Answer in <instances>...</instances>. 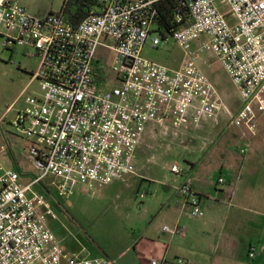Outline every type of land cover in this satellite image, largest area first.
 <instances>
[{"label": "built area", "instance_id": "built-area-1", "mask_svg": "<svg viewBox=\"0 0 264 264\" xmlns=\"http://www.w3.org/2000/svg\"><path fill=\"white\" fill-rule=\"evenodd\" d=\"M88 1L91 12L75 26L65 18V3L40 17L18 0H0L5 45L23 47L38 60L32 80L40 84L39 95L25 98L15 121L37 175L27 184L15 170L0 176V264H109L85 250L66 252L52 228L59 215L38 187H55L67 197L80 185L94 195L137 175L138 145L149 126L167 132L218 125L228 109L201 69L199 52L213 53L238 90L243 105L237 119L256 118L254 102L264 86V0H174L178 26L171 27L160 24L158 6L165 0ZM152 34L160 36L151 39L154 48L174 38L184 49L180 67L143 55ZM202 37L207 40L194 48ZM170 172L182 179L178 192L191 215L203 217L189 169L173 164ZM163 230L185 236L179 225ZM256 255L251 248L249 256ZM149 264L167 261L151 258Z\"/></svg>", "mask_w": 264, "mask_h": 264}, {"label": "rangeland", "instance_id": "rangeland-1", "mask_svg": "<svg viewBox=\"0 0 264 264\" xmlns=\"http://www.w3.org/2000/svg\"><path fill=\"white\" fill-rule=\"evenodd\" d=\"M18 1L32 15L40 17L59 12L65 3V0ZM223 10L227 12L229 8L225 5ZM157 37L160 36L152 34L149 37L143 55L170 68L180 67L185 60L184 49L174 38L154 48L151 39ZM206 40L202 37L192 42V46L199 49ZM23 51V47L5 45V38L0 34V176L7 170H15L22 176V183L27 184L37 172L27 159V141L16 128L15 121L25 106V98L39 95L40 84L32 80L38 60L26 56ZM199 53L200 63L206 67L204 72L219 90L221 101L228 109L220 114L219 124L213 125L210 133L204 132L205 124L200 128L167 132L162 126L151 125L138 145L136 176L108 185L94 195H85L81 186L76 185L71 195L60 197L53 187L62 207L57 212L59 220L52 228L66 248L86 247L97 255L104 251L112 259L109 264H140L134 250L136 242L158 228L163 232L166 224L173 225L172 218L166 219L165 214L176 200V190L164 189L166 184H176L170 172L173 164L189 168L188 161L195 162L215 183L221 174H228L221 171L225 160L220 151L224 147L238 156L247 145L251 153H264V86L254 102L255 120L240 122L237 118L243 101L231 78L213 53ZM9 107L12 109L7 113ZM208 149L212 150L207 153ZM241 156L239 158L243 159ZM263 159L259 167L264 177ZM47 182L52 186L50 180ZM142 193L146 194L144 199L140 198ZM187 210L191 212L188 206ZM248 254V247L243 246L238 256L246 260Z\"/></svg>", "mask_w": 264, "mask_h": 264}, {"label": "crops", "instance_id": "crops-1", "mask_svg": "<svg viewBox=\"0 0 264 264\" xmlns=\"http://www.w3.org/2000/svg\"><path fill=\"white\" fill-rule=\"evenodd\" d=\"M200 66L203 71L206 69L205 64L200 63ZM204 126L205 133L212 131L211 123ZM224 150L220 151L225 160L221 171L228 174H221L215 183L208 179L204 168L188 161L187 169L194 178V189L205 212L203 217H194L187 210L178 192L182 179L174 177L175 187L164 185L176 190V200L168 207L165 218H172V226L183 227L185 236L167 234L160 228L152 235L142 236L134 247L140 264H149L151 258L166 259L167 264L177 259L186 264H264V177L259 167L264 153L247 151L241 153L243 159H240L232 149L224 147ZM220 178L223 183L219 182ZM54 207L59 213L60 209ZM243 246L248 247V253L255 248L257 255L251 258L248 254V258L242 260L238 253ZM65 249L71 254L85 250L92 256L97 255L86 247ZM100 256L107 257V253L103 251Z\"/></svg>", "mask_w": 264, "mask_h": 264}, {"label": "trees", "instance_id": "trees-1", "mask_svg": "<svg viewBox=\"0 0 264 264\" xmlns=\"http://www.w3.org/2000/svg\"><path fill=\"white\" fill-rule=\"evenodd\" d=\"M92 6V3L88 0H67L63 8V13L65 18L76 26L89 15L92 10ZM158 7L162 18V21L160 22L161 25L164 27H171L172 25L178 26V24L174 22V10L176 8V2L174 0H165L160 3ZM164 189L168 190L167 186H164ZM38 190L44 193L49 198V200H51L54 205L61 210L62 205L60 204V201L53 192L52 188L48 187L46 184H43L38 187ZM94 256L104 257L109 262L112 260L108 256V253L107 257L100 255Z\"/></svg>", "mask_w": 264, "mask_h": 264}]
</instances>
